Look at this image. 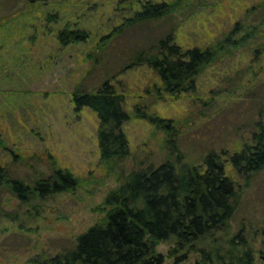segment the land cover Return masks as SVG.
<instances>
[{
    "label": "rangeland",
    "instance_id": "rangeland-1",
    "mask_svg": "<svg viewBox=\"0 0 264 264\" xmlns=\"http://www.w3.org/2000/svg\"><path fill=\"white\" fill-rule=\"evenodd\" d=\"M146 1L151 0L41 1L48 12L78 21L90 33L87 42L60 48L54 35L41 32L40 5L0 0V137L6 141L0 145L1 162L11 166V177H22L28 185L33 184L35 171L40 177L52 171V157L81 178L74 191L27 203L8 185L1 186L0 264H29L71 246L105 216L103 202L120 184L121 173L141 162L164 160L168 156L164 132L152 123L153 114L176 121L177 143L186 155L180 162L200 166L210 151L221 155L226 173L242 192L231 221L233 232L246 224L255 232V245L262 247L258 227L264 214V170L247 185L229 158L256 130L255 121L264 122V114H259L264 108V0H179L172 19L129 24ZM35 23L40 31L34 32L37 42L29 46ZM56 25L61 24H55L58 30ZM236 25L230 41L243 43L222 51L205 67L193 93L159 98L152 88L155 72L148 65L129 64L132 50L156 41L173 26L176 41L190 46L229 41L226 34ZM111 73L126 92L125 108L131 113L124 128L132 155L114 170L100 164L96 112L85 106L77 113L71 97L77 84L94 89ZM148 88L153 91L148 93ZM206 244H195L187 260L179 263L167 256L175 248L172 239L160 242L156 251L167 263L196 264L201 257L198 249Z\"/></svg>",
    "mask_w": 264,
    "mask_h": 264
},
{
    "label": "trees",
    "instance_id": "trees-1",
    "mask_svg": "<svg viewBox=\"0 0 264 264\" xmlns=\"http://www.w3.org/2000/svg\"><path fill=\"white\" fill-rule=\"evenodd\" d=\"M41 1L54 4V0H27V3L40 5L37 18L42 15L41 32L54 35L60 48L90 39L89 31L78 21L61 20L58 13L41 7ZM179 4V0L142 2L129 24L172 19L174 12L179 10ZM58 22L61 25H56L59 26L57 30L54 28ZM237 24L240 26L239 21ZM238 25L226 34L229 41L190 46L176 41V28L173 26L169 33L156 41L132 50L129 64L148 65L155 72L152 88L159 98L193 93L197 77L205 67L214 63L222 51L224 53L231 46L243 43L237 39L230 41ZM39 26L36 23L31 26L34 31L29 36V46L37 42L34 41L37 37L34 32L40 31ZM122 27L115 30L120 31ZM247 34L250 35L249 32ZM99 61L100 58L95 59L93 66ZM113 75L116 74L111 73L108 78L98 80L94 89L77 84L71 97L77 113H81L85 106L96 112L100 164L114 170L132 155V148L124 128L131 117L125 108L127 94L114 82ZM146 90L148 93L153 91H149L150 88ZM137 110L138 107L135 112ZM259 114H264L263 107ZM151 120L164 132L163 147L168 150V156L159 163L153 160L141 162L127 174L121 173L120 184L108 193L103 202L102 210L106 214L102 219L80 233L71 246L63 247L55 254L32 259L29 264H174L167 263L166 256L156 251L160 242L171 239L175 248L167 256H174L177 263L187 260L195 244L206 242L205 248L198 249L201 257L196 264H264V214L258 227L262 247L255 245V232L246 224L233 232L231 221L242 192L236 186V180L226 173L221 155L210 151L204 155L200 166L182 163L180 161L186 155L177 143L176 121L154 114ZM255 125L257 128L250 138L229 158L247 185L264 170V122L258 120ZM5 144L1 136L0 145ZM49 159L52 171L40 177L35 168L38 175L35 171V180L29 185L22 177H11V166L3 164L0 159V188L8 185L22 203L32 202L37 197L46 200L77 189L81 178L60 166L56 157ZM206 239H211V242Z\"/></svg>",
    "mask_w": 264,
    "mask_h": 264
}]
</instances>
